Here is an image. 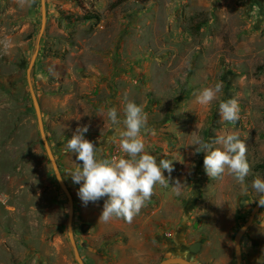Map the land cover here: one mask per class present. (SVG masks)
Wrapping results in <instances>:
<instances>
[{"label":"rangeland","instance_id":"1","mask_svg":"<svg viewBox=\"0 0 264 264\" xmlns=\"http://www.w3.org/2000/svg\"><path fill=\"white\" fill-rule=\"evenodd\" d=\"M41 25L40 0H0V264H78L67 234L68 200L39 134L26 82ZM48 145L73 199L72 235L83 264H236L235 238L264 178V0H45V26L30 70ZM223 82L209 106L197 102ZM143 105L146 151L173 161L166 186L131 222L99 221L102 198L87 206L65 173V145L77 127L104 158L123 156L107 118L124 97ZM239 101V120L224 121L219 104ZM237 132L251 172L211 180L205 153L189 145ZM164 175L168 177L167 171ZM180 180L179 194L174 182ZM199 243L190 253L188 246ZM241 264H264V207L239 239Z\"/></svg>","mask_w":264,"mask_h":264},{"label":"clouds","instance_id":"2","mask_svg":"<svg viewBox=\"0 0 264 264\" xmlns=\"http://www.w3.org/2000/svg\"><path fill=\"white\" fill-rule=\"evenodd\" d=\"M25 2L19 0L21 6ZM222 89V81L203 88L196 97L197 102L202 106L211 105ZM239 113V101L236 98L220 102L219 114L224 121L237 122ZM106 114L118 134L119 149L124 155L104 158L97 143L85 138L88 126H80L68 139L65 152L74 153L76 160L82 164L76 163L74 169H68L65 173L73 183L80 185L77 195L84 206L106 197L98 222L106 223L114 218L131 222L152 197L155 187L166 186L171 179L173 161L160 159L158 163L157 158L146 151L142 133L151 131L155 135V132L148 127L143 105L129 100L125 94L123 118L116 107H108ZM189 145L195 146V153H205L203 167L211 180L222 179L227 174L237 182L244 183L251 172L246 143L237 132L220 134L212 143L195 138ZM165 171L168 177L164 175ZM173 185L179 194L181 181L176 180ZM251 189L260 194L256 201L264 207V178H254ZM7 200V195L0 193V203L6 204Z\"/></svg>","mask_w":264,"mask_h":264},{"label":"water","instance_id":"3","mask_svg":"<svg viewBox=\"0 0 264 264\" xmlns=\"http://www.w3.org/2000/svg\"><path fill=\"white\" fill-rule=\"evenodd\" d=\"M40 7H41V25H40V30H39V35H38V42L36 45V49L31 57L29 66L26 70V82L28 85V89L31 95V99H32V104H33V108L35 111V115L37 118V124H38V130H39V134L40 137L42 139L46 154L48 156V159L51 163L52 169L54 171L55 177L58 181L59 186L61 187L62 191L65 193L67 200H68V218H67V234H68V238L70 240L71 246L73 248L76 260L78 262V264H83L82 259L79 255L75 240L73 238L72 235V216H73V199L71 194L69 193L68 189L66 188L59 169L57 167V164L54 160L53 154L51 152V149L48 145L46 136H45V132H44V128H43V123H42V118H41V112H40V108H39V104L37 102L33 87H32V83H31V79H30V70L32 67V64L34 62V59L36 57V54L38 52V48H39V39L43 33L44 30V26H45V0H40ZM260 207L259 203L257 202L250 215L249 218L246 222V224L242 227V229L240 230V232L237 234L236 238H235V251H236V255H237V264H239L240 260H241V252H240V247H239V239L240 237L245 233L246 229L250 226V224L252 223L253 217L255 215V213L257 212L258 208ZM199 243H192L188 246V251L190 253H196L199 250ZM159 264H194L193 262L182 258V257H169L167 259H164L163 261H161Z\"/></svg>","mask_w":264,"mask_h":264},{"label":"flooded vegetation","instance_id":"4","mask_svg":"<svg viewBox=\"0 0 264 264\" xmlns=\"http://www.w3.org/2000/svg\"><path fill=\"white\" fill-rule=\"evenodd\" d=\"M258 202V201H257ZM254 218V217H253ZM248 229V228H247ZM246 229V230H247ZM246 232V231H245ZM241 262H242V256H241V260H240V262H239V264H241ZM236 264H237V261H236Z\"/></svg>","mask_w":264,"mask_h":264}]
</instances>
